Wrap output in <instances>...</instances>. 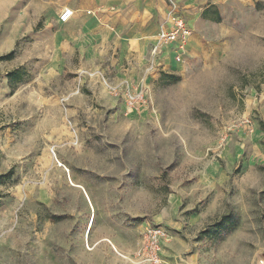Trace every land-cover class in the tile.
Returning a JSON list of instances; mask_svg holds the SVG:
<instances>
[{
  "label": "rangeland",
  "instance_id": "rangeland-1",
  "mask_svg": "<svg viewBox=\"0 0 264 264\" xmlns=\"http://www.w3.org/2000/svg\"><path fill=\"white\" fill-rule=\"evenodd\" d=\"M66 6L0 0V264H148V224L168 264H264V0H227L201 54L151 79Z\"/></svg>",
  "mask_w": 264,
  "mask_h": 264
},
{
  "label": "crops",
  "instance_id": "crops-1",
  "mask_svg": "<svg viewBox=\"0 0 264 264\" xmlns=\"http://www.w3.org/2000/svg\"><path fill=\"white\" fill-rule=\"evenodd\" d=\"M171 0H68V6L74 11L73 17L65 23L81 21L78 32L91 31L101 34L103 52L116 64L127 62L135 76L157 77L161 73H170L171 69H182L193 55L201 54L205 47V27L221 23L224 16V3L227 0H174L188 18L193 36L188 45L184 63H177L173 46H163L159 56L160 67L147 73L146 68L152 48L158 43V34L171 27L169 4ZM229 1V0H228ZM218 15L221 20H218ZM101 21L89 30L92 22ZM64 23V22H62ZM97 29V30H94ZM112 55V56H110ZM150 74V75H149Z\"/></svg>",
  "mask_w": 264,
  "mask_h": 264
},
{
  "label": "built area",
  "instance_id": "built-area-1",
  "mask_svg": "<svg viewBox=\"0 0 264 264\" xmlns=\"http://www.w3.org/2000/svg\"><path fill=\"white\" fill-rule=\"evenodd\" d=\"M74 11L71 8H64L60 14L61 22H68L73 17ZM169 18L171 27L163 29L158 34V43L152 48L147 73L155 72L160 67L159 56L163 46H173L175 60L177 63H184L188 53V45L193 36V29L188 18L182 12L180 5L171 0L169 4ZM122 98L128 107L136 108L147 103V92L144 89L126 90ZM169 237V232L161 224H148L142 233V240L135 255L142 263L168 264L163 254V244Z\"/></svg>",
  "mask_w": 264,
  "mask_h": 264
},
{
  "label": "trees",
  "instance_id": "trees-1",
  "mask_svg": "<svg viewBox=\"0 0 264 264\" xmlns=\"http://www.w3.org/2000/svg\"><path fill=\"white\" fill-rule=\"evenodd\" d=\"M218 20H221V16H220V15H218ZM13 55H14V51H11V52L8 53V54H5V55L0 56V59H1V60L11 59V58L13 57ZM16 73H17V72H14V71L9 72V76L12 77V76H14ZM10 172H12V170H11ZM7 175H8V174H0V179L5 178Z\"/></svg>",
  "mask_w": 264,
  "mask_h": 264
}]
</instances>
